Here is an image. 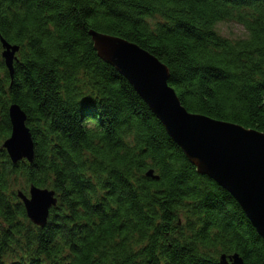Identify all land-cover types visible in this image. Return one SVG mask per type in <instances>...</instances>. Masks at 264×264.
Returning a JSON list of instances; mask_svg holds the SVG:
<instances>
[{
    "label": "trees",
    "instance_id": "16d2710c",
    "mask_svg": "<svg viewBox=\"0 0 264 264\" xmlns=\"http://www.w3.org/2000/svg\"><path fill=\"white\" fill-rule=\"evenodd\" d=\"M224 23L245 35L222 36ZM90 31L157 58L189 113L264 134V0H0V39L19 47L11 80L0 40V264H264L239 204L196 172ZM13 104L31 164L2 149ZM31 185L58 200L42 229L17 198Z\"/></svg>",
    "mask_w": 264,
    "mask_h": 264
},
{
    "label": "water",
    "instance_id": "95a60500",
    "mask_svg": "<svg viewBox=\"0 0 264 264\" xmlns=\"http://www.w3.org/2000/svg\"><path fill=\"white\" fill-rule=\"evenodd\" d=\"M97 57L114 68L132 86L136 94L181 149L196 172L206 176L229 193L264 242V134L229 122L189 113L169 86V70L157 58L137 45L122 39L89 32ZM2 60L11 80L18 46L3 38ZM11 134L3 143L13 165L32 163L34 143L26 126L27 116L13 104L8 109ZM147 177L158 180L149 171ZM27 219L36 227L47 225L49 212L56 206V193L30 186L28 196L17 193ZM243 264L239 255L229 257ZM223 264L225 258H222Z\"/></svg>",
    "mask_w": 264,
    "mask_h": 264
},
{
    "label": "rangeland",
    "instance_id": "374dc122",
    "mask_svg": "<svg viewBox=\"0 0 264 264\" xmlns=\"http://www.w3.org/2000/svg\"><path fill=\"white\" fill-rule=\"evenodd\" d=\"M218 29H219V33L222 36L230 38V39L241 38L245 35V31L243 27L238 24H234V23H224L220 25ZM15 188L20 189L19 184L16 183Z\"/></svg>",
    "mask_w": 264,
    "mask_h": 264
}]
</instances>
